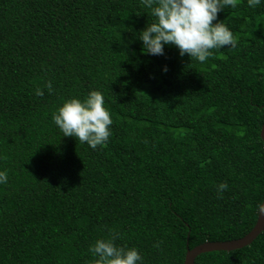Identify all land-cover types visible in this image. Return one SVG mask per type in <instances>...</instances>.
Instances as JSON below:
<instances>
[{"label": "trees", "instance_id": "trees-1", "mask_svg": "<svg viewBox=\"0 0 264 264\" xmlns=\"http://www.w3.org/2000/svg\"><path fill=\"white\" fill-rule=\"evenodd\" d=\"M237 3L218 14L236 47L201 63L175 46L141 51L151 17L140 0H0V264H94L90 245L110 229L144 264H184L188 249L253 229L264 201V4ZM92 89L113 119L96 149L52 120L64 98ZM195 264H264V231Z\"/></svg>", "mask_w": 264, "mask_h": 264}, {"label": "clouds", "instance_id": "clouds-1", "mask_svg": "<svg viewBox=\"0 0 264 264\" xmlns=\"http://www.w3.org/2000/svg\"><path fill=\"white\" fill-rule=\"evenodd\" d=\"M247 4L256 8L264 4V0H247ZM140 6L151 17L137 33V38L142 41L141 51L146 54L163 55L165 46L170 45L178 48L180 56L187 54L203 63L213 55V50L236 47L233 31L218 19V14L225 9L237 8V0H140ZM45 87L49 93L54 90L51 80ZM35 95L44 96V88H36ZM52 120L63 136L75 137L92 149L103 146L111 136L113 119L105 106L103 93L97 89L90 90L83 98H64L52 113ZM8 180V170L0 169V185L7 184ZM227 188L228 184L221 182L217 192L222 196ZM109 231L112 232L109 238H98L90 245L94 264H144L137 247L118 246L115 241L120 233ZM154 247L159 248V243Z\"/></svg>", "mask_w": 264, "mask_h": 264}, {"label": "water", "instance_id": "water-1", "mask_svg": "<svg viewBox=\"0 0 264 264\" xmlns=\"http://www.w3.org/2000/svg\"><path fill=\"white\" fill-rule=\"evenodd\" d=\"M264 140V124L261 130ZM264 231V201L259 210L258 220L253 229L243 237L225 241H205L188 249L184 264H195L196 258L205 252L215 250H235L250 245Z\"/></svg>", "mask_w": 264, "mask_h": 264}]
</instances>
